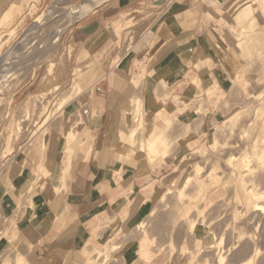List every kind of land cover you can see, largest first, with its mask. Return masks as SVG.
I'll list each match as a JSON object with an SVG mask.
<instances>
[{
    "label": "crops",
    "instance_id": "0c3cea01",
    "mask_svg": "<svg viewBox=\"0 0 264 264\" xmlns=\"http://www.w3.org/2000/svg\"><path fill=\"white\" fill-rule=\"evenodd\" d=\"M24 1L0 0V20L8 14L17 16ZM167 1L106 0L73 20L61 36L60 42L65 39V44L84 49L93 64L91 99L83 109L92 110L93 115L84 120L87 127L84 124L71 143L76 152L72 168L64 173V188L49 201L44 197V202L37 200L38 209L52 205L53 213L44 215L39 224L28 219L18 222L12 243L29 258V264H43L46 257H52L47 264H82L94 250V243L112 238L127 224H137L151 208L158 186L175 174L168 164L161 163L163 159L148 164L144 157L125 159L118 152L119 130L127 131L131 122L127 111L133 85L147 111L146 135L171 116L187 120L199 106L194 79H199L202 91L209 79L224 83L217 61L211 62L222 60L227 53L224 33L235 41L240 38L235 6L251 3L259 30L264 31V0H172L161 23L163 10L157 9L148 10L147 18L135 20L143 4L163 5ZM123 12L127 20L135 22L123 28L118 37L116 25H122L118 18ZM206 56H210V64L197 68L195 64ZM82 97L68 102L50 127L45 158L48 176L56 184L61 182L67 160L63 142L64 133L71 127L68 117L75 107H83L79 106ZM206 103L210 110L216 106L207 96ZM200 133L201 138L189 143L199 144L204 131ZM38 165V159L22 153L13 158L8 169L13 189L8 191L14 197L27 190ZM56 205L59 207L55 209ZM51 215L55 216L52 220Z\"/></svg>",
    "mask_w": 264,
    "mask_h": 264
},
{
    "label": "rangeland",
    "instance_id": "374dc122",
    "mask_svg": "<svg viewBox=\"0 0 264 264\" xmlns=\"http://www.w3.org/2000/svg\"><path fill=\"white\" fill-rule=\"evenodd\" d=\"M89 1L90 0H52L51 2H40V0H26L24 1V3L20 4L17 16H12L8 14L4 16L5 18L3 17V19L0 20V57L3 54H6L7 56L9 55L8 58H5V60L8 61L7 59H10L13 53V49H17V47L11 49V46L17 44L16 42H18V39L21 36H25L24 40L27 38H28L27 40H30L28 42L29 44L20 46L19 50H14L17 60L14 61L11 60L10 65L9 64L5 65L7 67L5 71L7 72L5 74H3L4 72L2 71L0 72V258H1L0 262L2 263H3L2 256L9 255V253L7 252H10V254L12 255L11 251H13V248L14 250L16 249L14 253L17 251L22 252L19 248H17L16 245L13 246V243H11L17 237L18 222H21L22 220L26 221L28 219L29 221H33L35 223L37 222L39 224L43 220L42 217L44 218V215L45 217H48L50 213L51 214L53 213L52 205H50V207L48 208L45 207L44 205H42L41 208L39 209L36 207L38 199H40V202L42 201L44 202L42 197H44L45 200L47 201L51 200L50 196L48 195L50 190L47 191V188H45L47 182L46 180L48 177H50L48 176L49 172L46 171L45 174L41 173L42 170H40L38 165L37 169H35L34 171L35 173L34 176L32 177L30 186L27 188V190L24 193L14 197V194L8 191L9 189L10 190L13 189V186L11 184V175L8 172L9 164L17 154L22 153L25 156H29L30 158L35 157L36 160L38 159V164H40L44 160L43 163L46 166L45 153L48 147V145L46 146V143L47 141H49L50 127L53 126V124L55 123L53 122L55 121V117H59V115L62 114L61 111L68 102L77 99L80 95H82L83 97H82V103H80L79 106L81 107L83 106V107L81 109L75 107L74 110H72L71 114L72 113L74 114H72V116L71 114L69 115L68 125L72 126V124L79 117V115L87 114L85 110L84 112L81 111H83L84 107L88 108L87 102L88 100L90 101L91 99L88 98L90 93L89 90L91 87V86L88 87V85L91 83L90 80L92 78L93 64L91 63V60H88L87 58L88 54L84 49H77L71 43L65 44L64 43L65 39H63L60 42V38L63 35V33L68 30L69 25L73 21L71 20L72 14L70 16L65 15L67 13V10H69L68 7H73L81 3H88V5L91 6V9L88 11L90 12L93 10V8L96 5H98L101 2V0H94L93 2L91 1L89 2ZM168 1L171 2L172 0H168ZM168 1L166 2L167 7L165 6L166 4L159 5L152 2H147L143 4V7L138 8L137 14H139L140 16H137L135 20H140L141 18L144 19V17L147 18L146 14L149 13V11H151L152 9L155 10L157 9V10H163L161 13V18L159 20L160 21L159 23H161L164 18L163 15L166 14V10L168 8V3H169ZM249 4L252 8L251 3ZM51 7L57 9V12L55 13V16L48 17L46 16L45 13L46 11L48 12L49 11L48 9H50ZM164 7L165 9H163ZM252 15L254 16V12L251 11V14H249V16L251 17ZM118 20H120L119 22L122 23V25H120V23L116 25V30H118L116 31V33L118 37L120 36L123 28L133 25L135 22L134 19L127 20L125 12L120 14ZM65 22H68V26L63 27ZM28 25H32V26L34 25L33 26L34 28L31 26L32 28L31 32L24 35L26 33V28H28ZM12 32L15 33L13 37L10 36ZM55 32L56 34L52 39V34ZM130 35L131 38H133V34L130 33ZM231 54L232 52L229 51V49H227V53L224 55L225 57H223L222 60L219 61L212 60L211 62L213 63L214 61H217L218 73H220V77L224 78L223 81H227V87L223 85L224 87L221 86L217 88L215 92L207 96L206 90L202 91L200 87V83L199 85H197L198 88L197 93L198 95H200L197 98L199 101V106L195 108L194 111L191 113V115L193 113L195 115H194V119L190 120L192 131L189 132V135L183 134V132L185 131V126H184L185 122L179 119H176L173 122H171V124L167 128L166 132L168 134V139L171 140L170 147L168 150L169 156L165 157L161 163L168 164L167 167L171 168V170H174L175 174L169 177L168 179H166V181L162 182L161 183L162 185H159L158 188L156 189V194L151 201V208L155 207L156 211L154 212L153 215L149 216L148 214L151 211V208H149L144 214V216L140 218V220H138V221L141 220L145 221L146 225L144 227L138 228L136 227L135 224L136 222H132L130 224H127V226L123 228L122 231L112 234V238L108 237L107 240L100 241L98 245L104 244L101 250L98 253H96L95 252L96 250L94 248V250L90 251L88 254L92 258H95L93 264H97V263L99 264V261L102 259L104 254L110 255L106 260L107 262L106 261L104 262L105 264H124L123 261L125 257L122 256L126 255L125 253L129 251L127 249L133 247L137 242H138V250L140 249L141 243L144 244V242L148 246L147 247L148 249L151 250L152 248H154L155 250H157L156 252L158 253V257H162L163 260L161 262H156L155 264H167L168 261L167 255L169 253L168 251H170L171 249L170 242H172L173 239L175 240L173 241V243H175V246L180 244V246L177 247L182 248L186 252L190 251L191 247L195 249L199 248L198 246L196 247L195 245L191 246L192 245L190 243L191 237H188L185 234V232L187 231L186 224L191 220H196L197 222L199 221L202 225L205 224L203 226L204 228L201 231V235H203L204 240L214 241L215 238H217L223 233L224 235H226L225 237L223 235V237L224 240L225 238L227 239L228 245H230L229 244L230 241H232V243L235 242L233 240H230V238L233 239L235 237L234 235L237 234L236 229H235L236 232L234 231V225H236L235 223L238 224L239 221L237 220L239 219L238 218L232 219L233 216L231 214L232 211L231 208L234 209L235 207L234 205H236V207L238 208L239 205L233 198V193H232L234 188L233 180L235 178L233 175H230L232 173L231 168L227 167L228 165L223 160H225L224 159L225 156H227L231 151L233 154H237L236 152L238 151L237 149H235V147L233 148L234 150L232 148L229 149L228 147L225 148L224 150L221 149V151L219 150V152H216L218 151V149L216 150V147L213 145L212 142L214 136L213 134L215 135L217 134L220 140H224V139H227V141L231 140L234 144L238 142L239 139L237 140V142L236 139L239 137L238 135L240 134L236 135L235 132L236 131L239 132V130L233 132L235 133L233 137H232L233 134L232 135L230 134L229 136L231 139H228L227 136L229 133L227 132V128L226 127L223 128L221 125H223L227 119L232 117L235 112L242 110L243 108L246 109L247 104L245 103V101H247V103H251V101H249L248 99H250L252 92L261 89V87H259L258 84H260L259 82L260 79L263 78L261 76H264L263 75L264 71L263 72H261V70L260 72L258 71L261 68L262 64L264 63V61H261L264 60V57H262L263 59L262 58L259 59V57H256L254 55L251 57L249 56L247 60H245L246 64L244 66L247 68L246 65L249 64L248 67L250 68V70L247 71L243 70L241 72L242 74L241 73L236 75L232 74V76L234 77L236 76L235 79L232 78V76H230L227 73L228 71L227 68H231L229 66L232 65L231 61L228 62L227 60L228 58L231 60ZM29 57L31 58L34 57L33 58L34 60H28ZM209 61L211 60L209 59ZM202 64L203 63H201L200 61V63L198 62L197 64H195V66L198 68ZM261 69L264 70V66H262ZM259 76L261 77L260 79L258 78ZM73 78H77V82H75L74 84H72L73 82H71V80L73 81ZM256 79L257 80L259 79L258 82L256 81ZM241 84L243 85L247 84L250 87L248 89L247 86H245L244 88L243 87L240 88ZM55 86L57 87L56 89ZM85 87H87V89ZM252 87H254V90ZM81 90L82 92L79 93ZM134 90L135 88L133 89L132 87L129 97L130 103H131V96ZM15 91H17V93H15ZM204 92L206 93V95H204ZM64 93L74 94V98L70 99L67 102L66 100H63L64 98H62L61 100V96L64 95ZM214 94H217L218 96H214ZM206 96H207V101L211 104L212 103L214 104L215 99L218 100L216 106L212 107L211 110L209 109L210 107H208V104L206 103ZM210 97L212 98L210 99ZM27 100L29 101L30 104L26 102ZM240 104H242L243 107H241ZM142 105L143 108L145 109L144 104ZM260 106L264 107V98ZM253 107L251 106L252 109L248 108V110L249 111L251 110V112L252 110L254 111ZM248 112L247 113L244 112V113L248 115L250 114V116L252 117L251 115L252 113L251 112L248 113ZM89 113L91 114V116L88 117V120L92 118L93 111L89 110L88 114ZM248 115L245 116L243 114L242 118L246 120L244 121L242 119L244 122L241 123L243 124L246 123L244 125H247V122L249 121L248 119L251 118ZM246 117L249 118L247 119ZM47 120L48 122L46 123L45 121ZM208 120H211V124H208ZM221 127L224 129V131L222 130L220 131ZM81 129L82 128H80L79 131H77L76 134L77 136L80 133ZM147 129H148L147 125H145L143 132L146 133ZM202 131H204V133H203V139L200 141V143L197 145L192 143L190 144L189 143L190 140H193L196 137L201 138L200 132ZM178 137L184 138V141L182 142V140L180 139L179 141L175 142ZM73 146H70L66 150L67 152L66 165L68 166L67 171H69V169L72 168L71 161H72V157L74 158V153L76 152L74 151ZM220 152L221 154H219ZM127 158H138V157L127 156ZM214 158L217 159V163L218 160L220 162L217 164L218 165L217 167L213 166L215 162L214 160H216ZM208 159H212L213 162L211 160L208 161ZM196 163L203 164L204 169L206 171L204 170L203 173L197 174ZM206 167L209 173H207ZM224 167L227 169H224ZM223 169L226 172H224ZM182 171L184 175L183 177H185V175H190L191 178L193 179V182L195 180L196 182L198 181L199 183L204 184L203 185L204 190L198 194L196 191H194L193 192L194 196H192V198H189V200H186V203L175 200L176 198H174V194L170 195L167 198L168 202L167 199L163 203L159 202L160 193L163 192L167 188V186L173 182L172 180L178 178ZM223 172L225 175H223ZM227 172H230V174L226 175ZM205 178L206 179L208 178L207 182H205L206 180L204 181ZM64 183L65 181L63 180L60 184L61 186L57 187L55 190H51V192L52 193H56V191L58 193L61 192L62 189L64 188ZM176 183L177 185H180L181 180L177 181ZM228 185L230 188H228ZM262 186L264 185L262 184ZM192 188L193 185L189 187L190 190ZM131 190H133V192L131 193L132 195L134 194V188L133 187L130 188V191ZM190 190L188 191V193L190 192ZM261 190H264V188H262ZM58 193L56 195H58ZM263 201L264 200H262V203ZM177 202L179 203V207ZM175 203H177V205H175ZM182 203H184V206ZM180 204L182 207L180 206ZM227 204L232 207L228 206ZM174 205L175 208L176 209L179 208L180 211L173 208ZM57 206L58 205H56L54 208L56 209ZM223 208L224 210H222ZM226 209L229 211H227ZM181 210L184 213L186 212L185 216L177 215V214H181ZM173 211L175 214L172 213ZM209 213H211V215H209ZM248 214L240 219V221L246 219L245 220L246 223L245 221H243V224L245 223L244 224L245 226L242 224V227L244 226L245 230L251 231L250 233L255 234L254 235L255 237L256 235L257 237L259 236L258 238L259 240L261 239V243H262L264 241V238H260V237L262 235H263L262 237H264V227H262V224L264 225L263 222L264 214L263 212L259 214L258 211H256L255 213H250L251 214L250 216ZM54 217L55 216L52 217L51 215V220ZM185 217H187L186 220ZM249 217L251 218V220L255 219V221L249 220L250 219ZM181 219L184 220L181 221ZM222 220L225 222L222 223ZM174 221L177 222L175 223ZM230 222L232 223L230 224ZM259 223L261 224L260 226ZM182 224L185 225L183 228H182ZM112 227L114 228L113 225ZM231 229L236 234H234ZM257 230L261 236L258 235ZM253 231H255L257 234L255 232L253 233ZM186 240L189 242H187ZM224 240L222 246L223 248L225 246L224 249H226V246L228 247V245L226 243V240L225 242ZM131 241L133 242V246L131 244L130 246H128V248L123 250L128 243H131ZM187 243H190V246ZM262 244L260 247V254L264 252V243ZM10 247H12V249L8 250L10 249ZM121 249L123 250L122 252H120ZM212 249L213 248H211V250L209 251L210 253L212 251L213 252L215 251ZM214 249L217 248L214 247ZM203 253L209 254L206 251H204ZM203 253L200 252L199 255H202ZM263 255L264 254L262 253L260 256L263 257ZM140 256L141 255H139L137 259H139ZM203 256L204 254L199 257L201 259H204L206 256L204 258ZM212 256L214 257L216 256V254L214 253V255L212 254ZM212 256L209 255L208 259L210 260ZM128 257L129 256H126L125 262L126 261L128 262L129 260L132 259L133 261H135V264H143L140 261V259L137 260L135 259V257H131V258ZM213 257L211 258L212 264L214 262H215L214 264H216V261L214 260L213 262L212 260ZM8 258H10V256H8ZM27 259L29 258L27 257ZM235 260H237V258ZM74 264H78V263L74 261Z\"/></svg>",
    "mask_w": 264,
    "mask_h": 264
},
{
    "label": "bare ground",
    "instance_id": "6f19581e",
    "mask_svg": "<svg viewBox=\"0 0 264 264\" xmlns=\"http://www.w3.org/2000/svg\"><path fill=\"white\" fill-rule=\"evenodd\" d=\"M90 1L93 2L94 0H90ZM235 7H236L235 20H236V24L239 27L237 29H239V35L241 37L239 39H237V41H235L232 38H230L226 33L223 34L224 35V39L227 40L226 43H228L227 49H229V51L232 52L231 60H228V62L231 61L232 65L229 66L231 68H227V70H228L227 73L230 76H232V74H234V75L239 74L243 70H246V71L250 70V68L248 67L249 66L248 62H247L248 65H246L247 68L244 66L246 64L245 60H247V58L249 56L251 57V56L254 55L256 57H259V59L264 57V31H260L258 29V27H257V25H258L257 18L255 16H253V15L251 16L252 18L249 16V14H251V11L253 12L249 2L247 1V2H244V3L238 4ZM68 8H69V10H67V13L65 15L66 16L67 15L70 16L72 14L71 15V20H73V19L80 18L83 15L87 14L88 11L91 9V6L88 5V3H81L79 5H76V6H73V7H68ZM50 9H48L49 10L48 12L46 11V13H45L46 16H48V17L55 16V13L57 12V9H54V8H52L51 10ZM65 21H67V20H65ZM31 30H32V28H31V25H30V27L26 30V33L24 35H26L27 33H30ZM12 33L10 34V36L13 37L15 35V33H13V34ZM24 38H25V36H21L18 39V42H16L17 44H15V46L13 47V48L17 47V49H13V53H12L10 59H7L8 61H6V60L4 61L3 59L8 58L9 55L6 56L5 54H3L1 56L3 59L0 60V72L1 71L4 72L3 74H5L7 72V71H5L7 69V67L5 65H7V64L10 65L11 64V60H13V61L17 60V57H16V55L14 53L15 52L14 50H19L20 46L29 44L28 42L30 40H27L28 38L24 40ZM7 40H8V38H7ZM209 58H210V56H206L205 59L201 61V63H203L202 64L203 66H206V67L208 66ZM261 61H264V60H261ZM263 64H262V66H264ZM262 66H261V68H262ZM261 68L259 69L258 72H260V70H261V72L264 71ZM82 74H84V73H82ZM260 76L258 77L259 79L261 77H263L259 81L260 84H258L259 87H261V89L255 91V92H252V95H251L250 99H248L249 101H251V103H247V101H245V103L247 104L246 109L243 108L242 110H239V111L235 112L232 117H230L229 119H227L225 121V123L223 124L224 126L221 125L223 128L224 127L227 128V132L229 133L228 136H227L228 139H231L230 136H229L230 134L231 135L233 134L232 137L235 135V133H236V135L240 134V135H238L239 136L238 138L236 136V138H237L236 142L239 139L238 142L234 144L231 140H229V141H227V139L220 140L219 137L217 136V134L216 135L213 134L214 136H213V141L212 142H213V145L216 147V150L218 149V151H216V152H219V150L221 151V149L224 150L225 148H228V147H229V149H231V148L233 149L235 147V149H237V151H238V152H236L237 154H233L232 151H231L227 156H225V158H224L225 160H223L228 165L227 167H230L231 171H232V173L230 174L231 171L229 170L230 172H227L226 175L230 174V175H233L234 178H235L233 180L234 188L232 187L233 188L232 193H233V198L235 199V201L239 205V207L237 208L236 205L233 204L235 207H234V209L231 208V210H232L231 214L233 216L232 219H234V218H238L239 219V220H237V221H239L238 224L235 223L236 225H234V231L236 229L237 234L235 233L236 231L233 232V230L231 229L232 232L234 234H236L237 236L233 234L236 238L235 237L233 239L230 238V240H233L235 242L232 243V241L229 240L231 243L229 242L230 245H228L227 239L225 238L228 247L226 246V249H224L225 246L223 248L222 243H223L224 237L226 235H224L223 233L220 236H218V237L216 235L217 238H215L214 241L204 240L203 239V235H201V231L204 228L203 226L205 224L202 225L199 221L197 222L196 220H191V221L187 222V224H186L187 231L185 232V234H186V236L191 237V241H190V243L192 244L191 246L195 245L196 247L198 246L199 248L195 249V248L191 247L190 251L186 252L182 248L177 247V246H180V244L175 246V243H173V241H175V240L173 239V241L170 242V248L171 249L169 248L170 251H168L169 253L167 255V259H168L167 264H212L211 258L213 257L212 254L214 255V253L216 254V256H214L215 259L213 257L212 260H213V262L215 260L216 264H262L264 262V255H263V257L260 256L262 253L264 254V252H262L260 254V247H261V244L264 243V241L261 243V239L259 240V238H258L259 236L257 237V235H256V237H255L254 236L255 234L250 233L251 231H247V230L244 229L245 228L244 224L246 223V221H245L246 219L243 220V221H245L244 224H243V221H240V219L243 218L248 213H249L248 214L249 216L251 215L250 213H255L256 211H258L259 214H261V212H263V214H264V201L262 203V200H264V190H261L262 188H264V186H262V184L264 185V107H262L263 104H262V106H260L261 103H262V100L264 98V76H261V77ZM73 77H74V75H73ZM235 77L232 76V78H235ZM258 80L256 79L257 82H258ZM71 82H73L72 84H74L75 82H77V78H73V81L71 80ZM199 83H200L199 79H194V81H193L194 85L197 86V85H199ZM92 85H93V82H91L88 85V87H90V86L92 87ZM223 85L225 87H227V81H224V83L221 84L215 79L207 80V86L205 88L207 96L211 95L213 92H215V90L217 88H219V87H221ZM245 86H247V89L250 87L247 84H244V85L241 84L240 88H242V87L244 88ZM56 88L57 87L55 86V89ZM85 88L87 89V87H85ZM134 88H135V86L133 85V89ZM252 88L254 90V87H252ZM82 90L79 93H81ZM69 91H70V89H69ZM223 91H224V89H223ZM62 98H64L63 100H66V102H67L70 99L74 98V94L64 93V95L61 96V100H62ZM211 98L212 97H210V99ZM217 101L218 100L215 99L214 103L216 104ZM26 102L29 103L28 100ZM179 102H181V101H178V103ZM27 103H25V104H27ZM142 104H143L142 103V99H140L139 96L138 97L136 96L135 90H134L133 93H132V96H131L130 107H129V110L127 111V113L130 114L131 122L128 124L129 125V129L127 131L119 130V143H118L119 144V146H118L119 148H118V152L121 155V157L125 156V155L130 156V157L131 156H133V157L135 156V157H138V158L144 157V158H146V161H147L148 164H153V163H156L157 160H161V159H164L165 157L169 156L168 155V150H169V147H170L171 140L168 139V134H167L166 131H167L168 126L171 124V122H173L174 120L179 119V118H177L176 116H171L170 119H165L164 122L162 123V127L158 128V126H155L146 135L143 131H144V128H145V121H146L147 111H146V109L143 108ZM240 105H241V107H243L244 102H243V105L242 104H240ZM251 106L252 107L254 106L253 107L254 111L252 110V112H251V110L250 111L248 110V108L250 109ZM24 107H25V105H24ZM27 108H28V106H27ZM81 112H83V111H81ZM244 112H246V113L247 112L248 113L251 112L252 113L251 114L252 117L250 116V114L248 115V114H246ZM72 114H74V113H72ZM72 114H71V116H72ZM243 114L245 116L248 115V116L251 117L250 119H248L249 117H246L249 120V121L247 120L249 123L246 121L247 125H244L246 123H244V124L241 123V122H244L246 120V119L244 120L242 118ZM194 115L195 114L193 113L192 115H190L187 118V120H182L183 122H185V125H184L185 126V131L183 132V134L189 135V132L192 131L191 121L190 120L194 119ZM83 116H85V117H83ZM90 116H91V114L90 113L88 114V112L85 115H79V117L74 121L72 126L64 133V138L65 139H64V142H63V149L65 151L71 146V142L74 140V138H75V136L77 134V131H79V129L82 128V126L84 124L87 127V124H86L87 121L85 122L84 120H88V117H90ZM155 118L157 119L156 116H155ZM190 118H192V119H190ZM179 120H181V119H179ZM45 122L47 123L48 120L45 121ZM222 127L220 128V131L221 130L224 131V129ZM236 130H239L240 133L238 131H236ZM233 132H235V133H233ZM183 134H182V136H183ZM31 138H33V137H31ZM180 139L182 140V142L184 141V138H179L178 137L175 142L179 141ZM234 142H235V140H234ZM48 144L49 143H46V146ZM214 153H215V151H214ZM219 154H221V152ZM127 156H125L126 157L125 159H127ZM125 159L123 157V160H125ZM214 159H216V158H214ZM218 159H220V158H218ZM209 160H211L213 162L212 159H208V161ZM43 161L39 164V168H40V170H42L41 173L45 174L46 171L48 172V169H47V166L44 165ZM214 161L215 162H214L213 166L217 167L218 166L217 164L220 163V162L218 160V163H217V159L214 160ZM122 164H123V162H122ZM64 165H65L64 168H62L63 169V173L61 174L62 176L60 178L61 182L64 180V173H66V171L68 169V166L66 164H64ZM196 168H197V174H201L205 170L204 169V165L203 164H199V163H196ZM206 169H207V167H206ZM224 169H227V168L224 167ZM224 169H223V171H224ZM224 172H226V171H224ZM224 172H223V175H225ZM207 173H209L208 169H207ZM36 176H37V174H36ZM183 176L184 175H183V171H182L178 178H175L174 180H172L173 182L171 181L172 183L169 184L167 186V188L163 192L160 193L159 202H161V203L165 202L166 199L170 195L174 194V198H176L175 200L186 203V200H189V198H192V196H194V194H193L194 191H196L197 194H198V193H200L201 191L204 190V186H203L204 184H201L198 181L196 182L195 180L193 182V179L191 178L190 175H185V177H183ZM36 179H37V177H36ZM179 180H181V183H180V185H177L176 182L179 181ZM207 180H208V178L204 179L205 182H207ZM46 181L47 182H46L45 188H47V191L50 190L48 195L52 199L58 192L56 191V193H52L51 190H55L57 187H60L61 186L60 185L61 182L57 183V184L53 183L52 180L49 177L47 178ZM191 185H193V188L190 190L189 187ZM228 188H230L229 185H228ZM188 189L190 190V192H189L190 194L188 193V191H189ZM227 198H228V196H227ZM167 202H168V199H167ZM177 203H175V205H177ZM184 203H182L183 206H184ZM175 205H174L173 208H175ZM225 205H226V202H225ZM180 206H181V204H180ZM228 206H230V205H228ZM178 207H179V203H178ZM230 207H232V206H230ZM176 210L180 211L179 208L176 209ZM222 210H224V208ZM155 211H156V209H155V207H153V209L149 212L148 215L149 216L153 215ZM210 211H212V210H210ZM227 211H229V210H227ZM172 213H174V211ZM185 213L181 210V214H177V211H176V214L180 215V216H185ZM209 215H211V213H209ZM254 216H253V218H254ZM172 218H173V216H172ZM186 218L187 217H185V220H186ZM249 218H247V219H249ZM175 219H177V218H175ZM182 220H184V219H181V221ZM249 220H251V218ZM253 220L255 221V219H252L251 221H253ZM174 222L176 223L177 221H174ZM223 222H225V221L222 220V223ZM232 222H230V224ZM184 224H185V222H184ZM219 224H218V226H219ZM242 224L244 225L243 227H242ZM145 225H146L145 221L141 220V221L137 222L136 227H138V228L139 227H144ZM260 225L261 224L259 223V226ZM184 226L185 225L182 224V228ZM213 227H215V226H213ZM262 227H264L263 224H262ZM230 228H232V227H230ZM210 230H211V228H210ZM212 230H213V228H212ZM218 231H220V230H218ZM210 232H212V231H210ZM254 232L255 231H253V233ZM178 233H179V231H178ZM257 233H258V235H260L258 230H257ZM261 234H262V232H261ZM223 235H224V237H223ZM229 235H230V232H229ZM262 236L260 238H264ZM257 238H258L259 242H258ZM225 240H224V242H225ZM187 242H189V241H187ZM180 243H181V241H180ZM190 243H187V244H189V246H190ZM131 244L133 246V242L132 241H131V243H128L124 247L123 250L128 248V246H130ZM13 246H14V244H13ZM103 246H104V244H102V245H98L96 243L93 244V247L95 248V250H96L95 252L96 253H98ZM147 247L148 246L144 242V244L141 243L140 249L138 250V242H137L133 247L127 249L129 251H127L125 253L126 255H123L122 257L126 258V256H129L128 258L135 257V259H137V257H139V255H141L139 259H140V261L143 264H155L156 262H161L163 260L162 257H158V253L156 252L157 250H155L154 248H152L150 250ZM158 247H159V245H158ZM214 247L217 248V249H214ZM211 248H213L212 250H215V251L217 250V251L216 252L212 251L213 253L212 252L210 253L209 251L211 250ZM11 249H12V247H10V249H8V250H11ZM235 249H237V250H235ZM15 250L13 248V251H11L12 255L10 254V252H7V253H9V255H5V256L3 255L2 256L3 257V260H2L3 263L0 262V264L1 263L2 264H29L30 263L29 260L27 259V256L24 253H22L20 251H17V252L14 253ZM123 250L121 249L120 252H122ZM234 250H235V252H234ZM204 251L208 252L209 254L203 253ZM200 252H202L204 254L203 258L206 256L204 259H201L199 257V256L203 255V254L199 255ZM7 253H5V254H7ZM13 253H14V255H13ZM209 255L212 256L210 258V260L208 259ZM8 256H10V258H8ZM109 256L110 255L104 254L102 259L99 261V264H103L108 259ZM125 258H124V261L122 260L123 258L121 259L124 262V264H135V261H133L132 259L129 260L128 262L127 261L125 262ZM236 258H237V260H235ZM50 259L52 260V257H46V259L44 260L43 264L50 263L51 262ZM139 259H137V260H139ZM260 259H263V260H260ZM94 261H95V258H92L91 256H89L87 258H84V261H83L82 264H93Z\"/></svg>",
    "mask_w": 264,
    "mask_h": 264
},
{
    "label": "water",
    "instance_id": "95a60500",
    "mask_svg": "<svg viewBox=\"0 0 264 264\" xmlns=\"http://www.w3.org/2000/svg\"><path fill=\"white\" fill-rule=\"evenodd\" d=\"M105 1H106V0H101V2H100L98 5H96L94 8H96L97 6H99L100 4H102V3L105 2ZM94 8H93V9H94ZM73 20H74V19H73ZM67 23H68V22H65L63 27L68 26ZM31 26H32V25H31ZM29 27H30V25H28V28H29ZM28 28H26V30H27ZM57 32H58V31H57ZM55 34H56V32L52 34V39H53V37L55 36ZM14 46H15V44H14L13 46H11V49H12ZM5 55H6V54H5ZM6 56H7V55H6ZM33 58H34V57H32V58L29 57L28 60H33ZM1 59H3V58L0 57V60H1ZM3 60H5V59H3Z\"/></svg>",
    "mask_w": 264,
    "mask_h": 264
}]
</instances>
